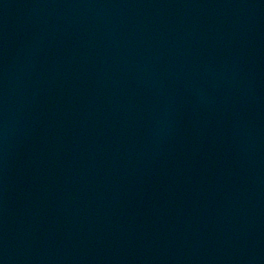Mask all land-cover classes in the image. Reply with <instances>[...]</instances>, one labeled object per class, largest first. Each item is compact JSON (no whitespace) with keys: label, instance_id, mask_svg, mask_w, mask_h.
I'll return each instance as SVG.
<instances>
[{"label":"water","instance_id":"obj_1","mask_svg":"<svg viewBox=\"0 0 264 264\" xmlns=\"http://www.w3.org/2000/svg\"><path fill=\"white\" fill-rule=\"evenodd\" d=\"M0 264H264V0H0Z\"/></svg>","mask_w":264,"mask_h":264}]
</instances>
